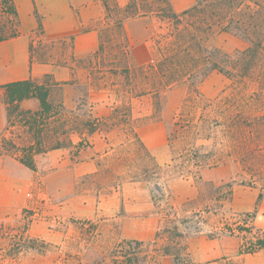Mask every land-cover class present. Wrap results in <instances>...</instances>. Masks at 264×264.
Returning a JSON list of instances; mask_svg holds the SVG:
<instances>
[{"label": "rangeland", "instance_id": "obj_1", "mask_svg": "<svg viewBox=\"0 0 264 264\" xmlns=\"http://www.w3.org/2000/svg\"><path fill=\"white\" fill-rule=\"evenodd\" d=\"M99 1L97 49L73 56L79 72L65 85L44 81L54 108L65 101L97 129L88 147L60 154V169L38 157L32 171L0 145V264H110L130 238L160 264H174L161 252L172 241L194 264H264L263 251H240L238 230L253 210L264 229L262 64L233 76L208 68L248 43L224 20L180 14L198 0ZM1 137L30 141L19 122Z\"/></svg>", "mask_w": 264, "mask_h": 264}, {"label": "trees", "instance_id": "obj_2", "mask_svg": "<svg viewBox=\"0 0 264 264\" xmlns=\"http://www.w3.org/2000/svg\"><path fill=\"white\" fill-rule=\"evenodd\" d=\"M1 4L4 5V10L8 14L7 21L0 24V40H3L17 34V15L11 0L10 2L4 0ZM193 13L194 15L199 14V18H204L203 15H205L217 21L224 20L222 28L235 30L248 43L234 56L224 52L219 60H215L211 56L208 57L206 59V63L209 64L208 68L218 67L220 71L233 76L238 73L246 75L262 64V74L264 75V63L260 62L264 59V2L260 0H198L197 4L180 14ZM180 14L174 13L173 16L177 19ZM5 23L8 25L6 26ZM50 86L45 83H36L31 79L3 85L8 123L11 125L13 122H19L30 135V141L26 145L18 146L1 137L0 145L4 148L3 146L8 144L11 150L5 148L9 152L8 154L32 170L35 169L34 154L56 148L85 147L87 141L84 137L74 144L71 135L92 133L97 129L93 118L81 117L80 113L66 109L63 102L55 109L50 99ZM25 99H37L39 108L37 110H19L18 103ZM55 115L56 124H52V121L49 120H52ZM16 116L18 120H15ZM255 212L253 210L242 213L247 217L244 221L249 220L250 222L249 226L238 227L241 233L248 234V236L244 235L239 244L242 253L264 251V230L255 227L252 223L256 216ZM194 227L197 228V226ZM161 252L172 256L174 264H194L186 253L182 252L181 245L177 241L163 245ZM110 258V264H140L144 262H146L145 264H160L156 257L149 252V246L137 239L118 242L110 251Z\"/></svg>", "mask_w": 264, "mask_h": 264}, {"label": "crops", "instance_id": "obj_3", "mask_svg": "<svg viewBox=\"0 0 264 264\" xmlns=\"http://www.w3.org/2000/svg\"><path fill=\"white\" fill-rule=\"evenodd\" d=\"M11 2L17 15V34L0 40V136L7 130L8 124L3 85L26 79L44 83L47 79L51 83L63 86L74 79L79 69L72 63V58L74 55L91 53L97 49V33L91 25H94L103 13V6L99 0H11ZM37 52H40V56L36 54ZM92 133L72 134V142L78 143ZM72 148L75 147L56 148L34 154L35 169L38 157H46L55 162L59 169L63 168L65 156L60 154ZM6 155L18 161L10 154ZM115 198L114 195L108 196L101 203ZM84 201L88 203V207L91 206V199L87 198Z\"/></svg>", "mask_w": 264, "mask_h": 264}, {"label": "water", "instance_id": "obj_4", "mask_svg": "<svg viewBox=\"0 0 264 264\" xmlns=\"http://www.w3.org/2000/svg\"><path fill=\"white\" fill-rule=\"evenodd\" d=\"M157 189V188H156Z\"/></svg>", "mask_w": 264, "mask_h": 264}]
</instances>
